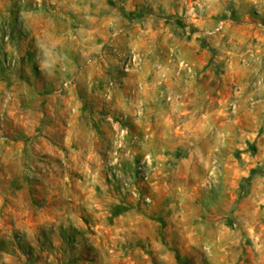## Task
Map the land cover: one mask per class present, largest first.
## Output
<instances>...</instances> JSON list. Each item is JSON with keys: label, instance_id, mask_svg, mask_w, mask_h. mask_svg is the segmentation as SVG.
<instances>
[{"label": "rangeland", "instance_id": "obj_1", "mask_svg": "<svg viewBox=\"0 0 264 264\" xmlns=\"http://www.w3.org/2000/svg\"><path fill=\"white\" fill-rule=\"evenodd\" d=\"M0 264H264V0H0Z\"/></svg>", "mask_w": 264, "mask_h": 264}]
</instances>
